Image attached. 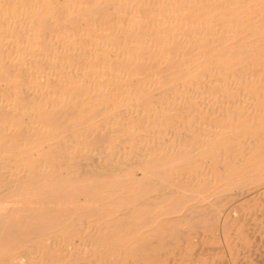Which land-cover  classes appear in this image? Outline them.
Returning <instances> with one entry per match:
<instances>
[{"label": "bare ground", "instance_id": "1", "mask_svg": "<svg viewBox=\"0 0 264 264\" xmlns=\"http://www.w3.org/2000/svg\"><path fill=\"white\" fill-rule=\"evenodd\" d=\"M241 199L264 0H0V264H235Z\"/></svg>", "mask_w": 264, "mask_h": 264}, {"label": "rangeland", "instance_id": "2", "mask_svg": "<svg viewBox=\"0 0 264 264\" xmlns=\"http://www.w3.org/2000/svg\"><path fill=\"white\" fill-rule=\"evenodd\" d=\"M258 200V201H257ZM241 201H243V202H245V204H247V205H250L251 207H253L252 209V212H255V213H259V215L257 216V219L255 220L257 223H259L260 224V227L261 228H259L258 226H259V224H258V226H257V231H254V225L252 224V226L251 225H249V229H248V233L249 232H251V233H249L250 235H247V240H242V241H235V246L237 245L238 247L239 246H243V248H240L241 249V253H240V249L237 247H235V252H237L236 253V255H240V256H235V264L237 263V261H236V259L238 258V264H260V262H261V264H264V244H263V242H264V227L262 228V225H264V214H262V210H261V213H260V209H263V208H261V200H259V199H254L253 201L252 200H244V199H241L239 202H237V201H235V204L236 203H240ZM260 218V219H259ZM250 227L252 228L251 230H250ZM261 230V231H260ZM254 231V233H252ZM247 233V234H248ZM257 233V234H256ZM259 233V234H258ZM246 235V234H245ZM255 238H254V237ZM250 237H252V239L250 238ZM259 237V238H258ZM263 238V239H262ZM251 241H250V240ZM257 239H260L259 241H257ZM261 239H262V241H261ZM236 242H237V244H236ZM246 242V243H245ZM258 242V243H257ZM250 245H249V244ZM253 244V246H252V244ZM255 243V244H254ZM262 243V244H261ZM248 244V245H247ZM256 245V246H255ZM245 246V247H244ZM247 246H250L249 248L247 247ZM258 247V248H257ZM247 248V249H246ZM260 248V249H259ZM238 249H239V252H238ZM244 249V250H243ZM248 249H249V251H248ZM243 250V251H242ZM246 250V251H245ZM251 250V251H250ZM255 252H254V251ZM258 250V251H257ZM257 251V252H256ZM262 252V253H261ZM255 253V254H254ZM241 255H244L245 257H243V256H241ZM247 255V256H246ZM250 255H252V257L250 256ZM254 255V256H253ZM237 257V258H236ZM243 257V258H242ZM254 257V258H253ZM242 258V259H241ZM253 258V259H252ZM250 259V260H249ZM188 260H189V262H191L192 261V258L191 257H187V259H186V262H188ZM240 260V261H239ZM252 260H254V261H252ZM252 261V262H251ZM188 264V263H187Z\"/></svg>", "mask_w": 264, "mask_h": 264}]
</instances>
